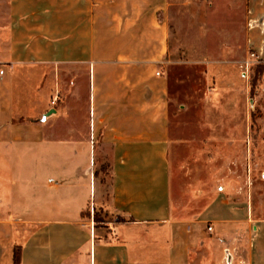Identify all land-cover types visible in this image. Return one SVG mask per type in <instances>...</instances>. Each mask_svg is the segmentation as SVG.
Instances as JSON below:
<instances>
[{
    "label": "crops",
    "instance_id": "crops-1",
    "mask_svg": "<svg viewBox=\"0 0 264 264\" xmlns=\"http://www.w3.org/2000/svg\"><path fill=\"white\" fill-rule=\"evenodd\" d=\"M249 3L261 16L259 0ZM181 6V0H0V237L14 242L21 225L33 226L18 264H225L226 249L230 264H264L261 203L220 200L193 217L175 213L163 72L169 43H179L188 26L227 31L238 14ZM53 62L77 69L71 88L68 69L62 77L61 138L46 124L58 109L41 119L15 115L32 94L22 85L34 75L22 69ZM103 150L107 188L94 164ZM90 207L124 221L95 227L85 214ZM233 231L244 234L236 248L228 243ZM14 243L2 264H13Z\"/></svg>",
    "mask_w": 264,
    "mask_h": 264
},
{
    "label": "rangeland",
    "instance_id": "rangeland-1",
    "mask_svg": "<svg viewBox=\"0 0 264 264\" xmlns=\"http://www.w3.org/2000/svg\"><path fill=\"white\" fill-rule=\"evenodd\" d=\"M249 2L216 0L215 5L213 0H181L185 12L229 7V12L238 14L231 16L227 31H222L219 24L199 25L195 30L186 26L179 43H169L163 72L167 76L171 120L172 196L180 217L196 216L210 202L220 200H253L261 203L263 207L258 210L264 216V0H259L261 16L254 14ZM67 69L71 88L76 83V65L67 68L53 62L22 69L24 76L34 78H27L22 85L32 94L20 106L22 111L15 113L16 118L41 119L49 108L58 109L46 124L61 138L65 120L60 110L64 102L67 104L66 94L61 92L62 77L66 79ZM80 98L82 105L85 97ZM76 101L74 95L75 115ZM0 163L3 165V161ZM94 164L101 170L105 185L109 180L108 152L103 150ZM85 214L95 227L116 219L98 207H90ZM32 227L21 225V236L15 243L0 237L1 264L11 243L13 258H20L21 242ZM4 234L0 232V236ZM243 236L233 231L229 246L236 248L244 242L240 240Z\"/></svg>",
    "mask_w": 264,
    "mask_h": 264
},
{
    "label": "built area",
    "instance_id": "built-area-1",
    "mask_svg": "<svg viewBox=\"0 0 264 264\" xmlns=\"http://www.w3.org/2000/svg\"><path fill=\"white\" fill-rule=\"evenodd\" d=\"M208 230H211V226H208ZM230 259H231V255L229 253V250L226 249L225 250V260H226L225 264H230Z\"/></svg>",
    "mask_w": 264,
    "mask_h": 264
},
{
    "label": "trees",
    "instance_id": "trees-1",
    "mask_svg": "<svg viewBox=\"0 0 264 264\" xmlns=\"http://www.w3.org/2000/svg\"><path fill=\"white\" fill-rule=\"evenodd\" d=\"M117 222H122V221H124V219L123 218H121V217H119V216H117L116 217V219H115ZM108 222V221H107ZM104 223H106L105 221H104ZM103 223V224H104ZM19 257L18 258H16V257H14V262L16 263V264H18L19 263Z\"/></svg>",
    "mask_w": 264,
    "mask_h": 264
},
{
    "label": "water",
    "instance_id": "water-1",
    "mask_svg": "<svg viewBox=\"0 0 264 264\" xmlns=\"http://www.w3.org/2000/svg\"><path fill=\"white\" fill-rule=\"evenodd\" d=\"M54 112V109H51L50 111H48V113H47V115H49V114H51V113H53ZM45 117H46V115H43V119H45Z\"/></svg>",
    "mask_w": 264,
    "mask_h": 264
}]
</instances>
